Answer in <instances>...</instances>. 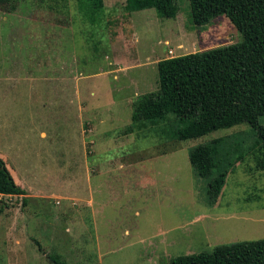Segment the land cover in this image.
I'll use <instances>...</instances> for the list:
<instances>
[{
    "label": "rangeland",
    "instance_id": "1",
    "mask_svg": "<svg viewBox=\"0 0 264 264\" xmlns=\"http://www.w3.org/2000/svg\"><path fill=\"white\" fill-rule=\"evenodd\" d=\"M79 1L0 9V158L26 191L0 195V264H170L264 239L254 128L177 140L169 118L126 131L132 103L159 87L160 60L237 43L240 32L224 15L194 25L188 0H174V19L103 0L95 24ZM203 144L216 147L213 176L217 155L252 147L212 202L209 178L189 162Z\"/></svg>",
    "mask_w": 264,
    "mask_h": 264
},
{
    "label": "trees",
    "instance_id": "2",
    "mask_svg": "<svg viewBox=\"0 0 264 264\" xmlns=\"http://www.w3.org/2000/svg\"><path fill=\"white\" fill-rule=\"evenodd\" d=\"M17 0H0V9L13 8ZM191 22L204 26L224 15L240 32L241 40L201 53H191L160 60L157 63L159 87L139 96L132 103V133L147 123L156 125L173 119L174 138L189 140L218 129L239 124L254 128L252 146L260 155L255 167L264 170V0H188ZM80 14L91 24L101 19L103 0H80ZM154 9L163 19H174V0H126L124 10L135 13ZM217 146V145H216ZM218 149V148H217ZM252 147L237 151L223 162L212 175L216 165V147L196 146L189 152V162L197 175L209 178L208 196L214 201L225 185L227 173L241 162ZM0 158V195L25 196L26 191L13 179L11 170ZM170 264H264V239L221 245L211 253H199L174 258Z\"/></svg>",
    "mask_w": 264,
    "mask_h": 264
}]
</instances>
